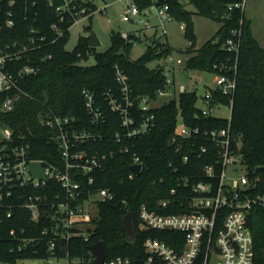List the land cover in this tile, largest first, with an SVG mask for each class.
<instances>
[{
	"label": "trees",
	"instance_id": "obj_1",
	"mask_svg": "<svg viewBox=\"0 0 264 264\" xmlns=\"http://www.w3.org/2000/svg\"><path fill=\"white\" fill-rule=\"evenodd\" d=\"M36 1V6H30L33 12L28 16V21L23 22L20 28L0 31V53L13 51L7 46L16 39L24 42L30 27L41 30L40 33L35 31L34 36L44 35L47 42H56L31 51V59L24 55L22 60L8 64L9 71L25 65H36L40 70L19 82L24 94L19 96L13 111L4 112L2 106L14 92L0 93V122L14 133L12 146L24 143L30 145V159L43 164L62 165L59 145L53 139L54 132L46 127L44 121L48 116L74 117V127L78 133L90 132L98 136V139H90L88 144H82L74 151H84L89 157L107 156V160L103 161V169L89 175L94 179L92 184H89L88 176L78 180L82 189L74 204L87 202L95 205V195L102 189L110 191L114 197L111 201L96 204L98 215L92 220L91 227L86 225L69 229L72 237L66 240L62 237L65 231L62 232L61 213L54 205L58 202L57 195L61 196L60 200L65 195L61 185L50 181L46 188L34 189L31 185L22 189L14 188L13 197H4L0 202V264L51 258L68 259L69 264H72V260H78L77 264H89L94 259L91 246L100 241L106 245L107 260L120 256L130 258L133 262L145 260L144 243L149 238L159 239L182 251L185 241L183 232L139 229L141 207L145 205L148 211L167 214V209L160 207L158 202L171 196L170 190L176 186V178L173 177L194 175L208 162L203 158L198 160V167L193 166L192 162L183 164L177 152L182 142L172 141L180 115L188 126L200 124L209 130L227 128L228 121L212 116L198 118L199 96L195 90H190L149 112L154 118L147 134L125 139L121 118L111 110L109 104L111 96L119 101L122 99L121 85L116 80V67L128 77L133 100L138 102L147 97L155 101L158 91L165 89L167 77L164 61L174 48L159 43L157 46L148 44L146 51L138 59L132 60L131 52L136 42L134 38L123 39L120 32H113L111 46L105 52L90 47L89 35L80 36L77 46L70 51L66 48L70 41V32L67 30L73 25L74 19L67 17L65 21H60L54 10L46 5V0ZM134 1L140 10L154 4L153 0ZM239 1L242 0H167V3L175 22L184 26L192 47L187 52L189 57L183 70L224 75L235 81V88L230 93L210 90V105L221 104L232 108L231 130L236 137H243L241 152L245 165L251 172L261 168L260 176L264 180V48L255 38L245 14L240 9H229L230 4ZM188 6H192L194 11L189 10ZM88 8L91 12L97 6L90 5ZM35 12L38 13V21L34 23L32 18ZM194 15L220 24L216 36L200 48L194 47ZM54 23L58 24L62 35L52 31L51 25ZM92 30L91 21L85 27V32L89 34ZM236 30H240V33L233 39L238 46L230 49L226 42ZM92 59L95 63L90 65ZM151 63L159 65L151 68ZM85 90L94 95V107L104 116V121L99 125L92 124L94 114L86 108ZM131 114L137 123L142 121L144 114L137 107L133 108ZM24 124L32 135L31 139L23 137L20 131ZM118 132L123 138L122 144L115 139ZM125 148L129 149L128 152ZM134 155L140 158L143 171L131 179ZM20 192L24 194L22 198L18 197ZM41 196H47L48 201L45 203V212L35 222L27 204L30 197L35 200ZM180 211L177 205L171 209V213ZM130 212L136 215V233L133 237L128 235L123 223V218ZM249 224L255 244L254 264H264V209L254 210ZM85 233L88 239L82 235ZM202 263L201 256L195 264Z\"/></svg>",
	"mask_w": 264,
	"mask_h": 264
},
{
	"label": "built area",
	"instance_id": "obj_2",
	"mask_svg": "<svg viewBox=\"0 0 264 264\" xmlns=\"http://www.w3.org/2000/svg\"><path fill=\"white\" fill-rule=\"evenodd\" d=\"M96 1L46 0V5L54 10L60 21H65L67 17L74 19L73 25L67 30L71 32L74 25L81 21H87L89 25L94 16L102 12ZM153 1L152 6L140 10L134 0H126L127 6L122 20L133 25L138 23L141 28L129 33L120 32L123 39L128 40L133 37L134 41H138L141 40L145 31H151L152 35L146 36L149 45L166 44L168 24L175 20L170 13L167 0ZM36 5V0H0V31L20 28L33 12L30 6ZM90 5H96L97 9L89 12L88 6ZM245 5L246 0H242L230 4L229 9L242 11ZM37 15V12L33 14L32 22L38 21ZM181 28L184 30V26ZM51 29L56 34L62 35L57 23L52 24ZM35 31L40 33L41 30L30 27L28 37L24 42L16 39L12 45L7 46V49H14L13 51L0 53V93L14 92L5 100L2 106L4 112L13 111L19 96L24 94L19 82L37 74L40 70L36 65H25L18 70L9 71L8 64L22 60L24 55L31 59L29 57L31 51L56 42V40L47 42L44 35L34 36ZM239 33L240 30L233 32L232 37L227 40V47L237 48L238 44L234 42L233 36L236 37ZM87 35L90 36V33ZM68 45L69 43L67 47ZM48 58L51 59V56ZM176 64L181 65L182 59L175 60L169 55L164 61L165 67L169 68L165 73L167 83L165 89L158 91V99L151 101L144 97L138 102L131 98L128 77L116 67V80L121 85L122 99L119 101L111 96L109 104L111 110L119 114L121 118L125 139H133L150 131L154 118L153 114H149L154 109L152 103L165 96L169 100L175 99L181 93L188 91L184 85L177 87L173 74H170V70L175 68ZM234 88L233 79L224 75L217 76L218 90L230 93ZM83 95L87 110L94 114L92 124L99 125L104 121V116L101 115L99 109L94 107V95L86 90L83 91ZM200 99L206 108L197 107L200 111L198 118L215 117L213 112L223 106L221 104L210 105L212 99L210 90L204 97H199ZM135 107L144 114L142 121L138 123L131 114ZM226 108L232 113V108ZM75 120L74 117L69 116H48L44 121L46 127L54 132L53 139L59 145L62 165L43 164L41 161L30 159V145L24 143L12 146L15 141L14 133L0 122V202L4 200V197L7 199L13 197L16 187L22 189L31 185L34 189H39L46 188L50 181L59 183L65 195L62 200H60L61 196L57 195L58 202L54 205L61 213L62 232L65 231L62 237L66 240L72 237L69 229L90 225L95 218L92 215L93 204L87 205V202L80 205L74 204L82 189V184L78 180L88 176V182L92 184L94 179L89 175L95 170L103 169V161L107 160L106 155L89 157L84 151H74L82 144H88L90 139H98V136L90 132L78 133L74 127ZM226 120L228 121L227 128L209 130L200 124L188 126L181 115L178 117L172 141L182 142L177 152L180 153L183 164L188 165L192 162L193 166L198 167V160L203 158H206L208 162L200 172L194 175L173 177L176 178V186L170 190L171 196L167 200L158 202L160 207L167 209V214L148 211L145 205L141 207L138 217L140 230L180 231L185 234L182 251H177L159 239H147L144 243L146 254L145 260H142L144 264H195L201 256L202 264H254L255 244L249 220L254 210L264 209V180L258 168L251 172V169L245 165L241 152L243 137H236L232 133L231 114ZM23 137L28 138L25 135ZM115 139L117 143L122 144L121 133H116ZM125 150L128 152L129 149L125 148ZM32 164H40L43 167L46 181L32 176L30 170ZM134 165H142L140 158L136 155L133 156L131 165V179L138 175L132 170ZM23 196L24 194L20 192L18 197ZM95 196V206L99 202L111 201L114 197L106 189L98 191ZM33 199L30 197L27 207L32 219L38 222L45 212L44 207L48 198L41 196ZM175 205L181 211L171 213ZM82 235L88 239L87 233ZM52 246L54 247V244ZM134 262L130 258L120 256L110 260L106 258L104 264H134Z\"/></svg>",
	"mask_w": 264,
	"mask_h": 264
},
{
	"label": "rangeland",
	"instance_id": "obj_3",
	"mask_svg": "<svg viewBox=\"0 0 264 264\" xmlns=\"http://www.w3.org/2000/svg\"><path fill=\"white\" fill-rule=\"evenodd\" d=\"M96 4L102 11L97 13L92 20L93 30L96 32L101 42V46L97 48L99 52H105L110 48L113 32L117 33L126 31L129 33L134 29L141 28L138 23L133 25L132 23H127L122 20L127 6L126 0H97ZM188 8L189 10L194 11L192 6H188ZM242 13L245 14L246 21L250 22V27L255 38H257L260 45L264 48V0H246V5L244 9H242ZM193 20L195 23L194 34L196 39L194 47L200 48L216 36L220 24L198 15H194ZM241 24H243V22H241ZM87 25V21H81L79 24L74 25L70 32L71 38L67 47L68 50H74L78 44L80 36H87L84 29ZM246 25L247 23H245V26ZM181 27L182 26L179 22L168 24V36L165 45L174 48V51L170 56H173L175 60L178 58L182 59V64H176L175 68L170 70V74H173L177 87L184 85L187 87L188 91L195 90L199 97H204L209 90L217 89V76L204 72L183 70L186 60L189 57L187 52L190 51L192 47L189 39L185 35V31ZM151 35V31H145L141 40L135 42L131 52L132 60L138 59L146 51L149 44L146 36ZM94 63V59H92L90 65ZM158 65L159 63L149 64L151 68L158 67ZM164 68L165 73L168 72L169 68ZM168 101L169 98H167V96L161 97L158 101L152 103V107L160 108ZM197 107L206 108V105L200 99L197 103ZM230 114V111L224 106H221L220 109L213 112V116L223 119L229 118ZM95 207V205H92V215L94 217L98 215V209ZM78 262V260H72V264H77ZM18 264H69V260L56 258H51L49 260H22L19 261Z\"/></svg>",
	"mask_w": 264,
	"mask_h": 264
},
{
	"label": "water",
	"instance_id": "obj_4",
	"mask_svg": "<svg viewBox=\"0 0 264 264\" xmlns=\"http://www.w3.org/2000/svg\"><path fill=\"white\" fill-rule=\"evenodd\" d=\"M89 45L92 48H98L99 46H101V42H100V40H99V38H98V36L94 30H92L90 32ZM20 131H21V133L26 135L28 138H30V139L32 138V135L29 132L26 124L21 126ZM141 169H142V165L132 166V170L138 175L140 174ZM260 169L261 168H258V171ZM30 170H31L32 176L34 178H37L39 180H45V181L47 180L45 173H44V169L40 164H32L30 166ZM135 221H136V215L133 212L128 213L123 218L124 226H125L126 231L130 237H133L136 233ZM91 251L94 255V259L89 264H104V262L106 260V256H107V249H106L105 243L100 241V242L94 244L93 246H91ZM134 264H144V263L142 260H136L134 262Z\"/></svg>",
	"mask_w": 264,
	"mask_h": 264
},
{
	"label": "crops",
	"instance_id": "obj_5",
	"mask_svg": "<svg viewBox=\"0 0 264 264\" xmlns=\"http://www.w3.org/2000/svg\"><path fill=\"white\" fill-rule=\"evenodd\" d=\"M246 16H247V14H246ZM257 39V38H256Z\"/></svg>",
	"mask_w": 264,
	"mask_h": 264
}]
</instances>
